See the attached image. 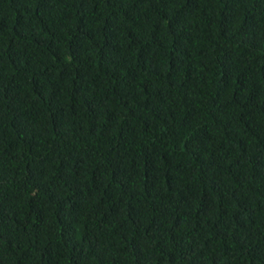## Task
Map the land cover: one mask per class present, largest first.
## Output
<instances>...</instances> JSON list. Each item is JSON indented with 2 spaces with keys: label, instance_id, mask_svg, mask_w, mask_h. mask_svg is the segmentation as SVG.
<instances>
[{
  "label": "trees",
  "instance_id": "1",
  "mask_svg": "<svg viewBox=\"0 0 264 264\" xmlns=\"http://www.w3.org/2000/svg\"><path fill=\"white\" fill-rule=\"evenodd\" d=\"M0 264H264V0H0Z\"/></svg>",
  "mask_w": 264,
  "mask_h": 264
}]
</instances>
